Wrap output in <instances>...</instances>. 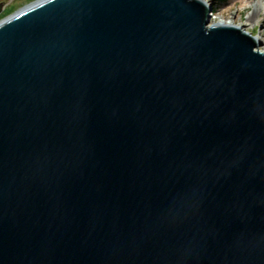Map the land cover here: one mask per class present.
I'll return each instance as SVG.
<instances>
[{
    "label": "water",
    "instance_id": "1",
    "mask_svg": "<svg viewBox=\"0 0 264 264\" xmlns=\"http://www.w3.org/2000/svg\"><path fill=\"white\" fill-rule=\"evenodd\" d=\"M210 12L37 0L0 21V264H264L263 46Z\"/></svg>",
    "mask_w": 264,
    "mask_h": 264
},
{
    "label": "rangeland",
    "instance_id": "2",
    "mask_svg": "<svg viewBox=\"0 0 264 264\" xmlns=\"http://www.w3.org/2000/svg\"><path fill=\"white\" fill-rule=\"evenodd\" d=\"M36 0H0L6 4V10L1 16V19L14 14L30 3ZM211 7L209 25L216 22L230 23L233 22L240 29H247L250 35L261 40L263 47H258V50L264 48V0L257 11L254 7L255 0L252 2H244L243 0H206ZM249 19V20H248Z\"/></svg>",
    "mask_w": 264,
    "mask_h": 264
},
{
    "label": "bare ground",
    "instance_id": "3",
    "mask_svg": "<svg viewBox=\"0 0 264 264\" xmlns=\"http://www.w3.org/2000/svg\"><path fill=\"white\" fill-rule=\"evenodd\" d=\"M37 1V0H36ZM200 1H202L206 6H208L209 7V5H208V2L206 1V0H200ZM244 2H248V1H254V0H243ZM255 2V5H254V7H255V9L258 11L259 10V8H260V6L262 5V0H255L254 1ZM210 8V7H209ZM212 12V11H211ZM213 17V15H210L209 16V18H212ZM249 20V19H248ZM214 24H232V25H235L233 22H230V23H223V22H216V23H214ZM236 26V25H235ZM241 30H243V31H245L246 33H248V34H250V31L249 30H247V29H241ZM254 38V40H256V41H258V42H261V40L260 39H258V38H256V37H253ZM259 51H261V52H264V48H262V49H260Z\"/></svg>",
    "mask_w": 264,
    "mask_h": 264
},
{
    "label": "trees",
    "instance_id": "4",
    "mask_svg": "<svg viewBox=\"0 0 264 264\" xmlns=\"http://www.w3.org/2000/svg\"><path fill=\"white\" fill-rule=\"evenodd\" d=\"M222 2H224V0H222Z\"/></svg>",
    "mask_w": 264,
    "mask_h": 264
}]
</instances>
